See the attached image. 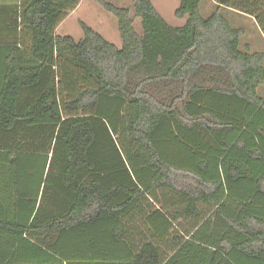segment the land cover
Masks as SVG:
<instances>
[{
  "label": "trees",
  "instance_id": "trees-1",
  "mask_svg": "<svg viewBox=\"0 0 264 264\" xmlns=\"http://www.w3.org/2000/svg\"><path fill=\"white\" fill-rule=\"evenodd\" d=\"M94 1L122 48L57 34L80 0L0 5V264H264V52L222 14L264 35V0Z\"/></svg>",
  "mask_w": 264,
  "mask_h": 264
},
{
  "label": "rangeland",
  "instance_id": "rangeland-1",
  "mask_svg": "<svg viewBox=\"0 0 264 264\" xmlns=\"http://www.w3.org/2000/svg\"><path fill=\"white\" fill-rule=\"evenodd\" d=\"M20 0H0V5L18 3ZM108 3L121 8H132L133 0H105ZM159 15L172 27L183 26L187 18L179 19L176 17V11L180 6V0H150ZM216 11V5L213 0H203L201 5V14L204 18H208ZM223 16L232 23L233 26L244 29V36L241 38L242 48L249 47L252 52H264V35L256 21L244 15L231 12V10H223ZM134 17V14H132ZM82 24H86L98 34L103 36L109 43L114 44L118 48H122V40L120 37L118 22L110 13L106 12L99 3L94 0H80L76 10L58 27L57 34L60 36H71L76 41L83 38ZM135 30L141 34V20L136 19L134 22ZM259 94L264 97V87L259 90ZM182 223L177 224L176 231L180 233ZM178 229V230H177ZM180 230V231H179ZM172 231H174L172 229ZM165 252V253H164ZM161 252L162 260L165 261L166 251ZM185 262L197 263L191 250L183 253ZM250 264V263H247Z\"/></svg>",
  "mask_w": 264,
  "mask_h": 264
},
{
  "label": "crops",
  "instance_id": "crops-1",
  "mask_svg": "<svg viewBox=\"0 0 264 264\" xmlns=\"http://www.w3.org/2000/svg\"><path fill=\"white\" fill-rule=\"evenodd\" d=\"M231 12H233V11H231ZM235 13V12H234ZM241 15V14H240ZM231 25H232V23H230ZM233 26V25H232ZM233 27H235V26H233ZM235 28H239V27H235ZM258 29H260V28H258ZM253 53H260V52H253Z\"/></svg>",
  "mask_w": 264,
  "mask_h": 264
}]
</instances>
